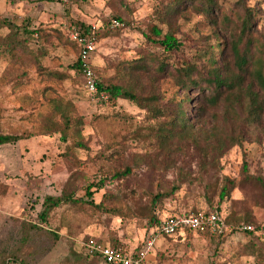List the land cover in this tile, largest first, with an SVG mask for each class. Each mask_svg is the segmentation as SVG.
Returning a JSON list of instances; mask_svg holds the SVG:
<instances>
[{
	"label": "rangeland",
	"instance_id": "obj_1",
	"mask_svg": "<svg viewBox=\"0 0 264 264\" xmlns=\"http://www.w3.org/2000/svg\"><path fill=\"white\" fill-rule=\"evenodd\" d=\"M221 2L243 13L239 0ZM159 4L160 0H0L1 18L42 29V40L33 39L31 46L46 49L43 65L66 75L59 80L31 68L28 77L12 78L5 72L8 59L0 55V132L22 136L15 143L0 146V261L16 257L20 262L11 264H107L86 257L83 242L92 237L106 245L140 249L152 237L155 243L148 253L150 264H264V242L244 232H228L222 237L198 233L165 237L149 225L150 215L145 210L151 195L180 184L174 195L157 206L159 217L219 207L225 216L232 217L230 225H264V191L241 181L245 162L251 175L264 177V137L260 142L247 139L226 148L220 159L215 154L206 158L192 144L184 145L175 151L172 166L156 147L126 138L146 124L144 110L125 99L112 103L100 94L92 95L84 74L71 68L82 47L80 52L67 40L81 22L100 27L96 49L86 59L98 80L117 79L122 62L144 54L164 57L162 48L145 36L156 23ZM117 16L122 25L113 28L110 23ZM179 23L182 47L165 58L173 65L197 62L206 45L215 43L214 39H201L210 31L209 25L195 13ZM256 29L264 34V17ZM0 32L6 34L8 29ZM158 90L164 102L182 96L171 77L161 79ZM52 99L72 102L73 117L82 118L83 125L69 130L66 141L58 133L44 134L40 117L52 111ZM79 142L85 148L76 146ZM138 154L146 158L136 166ZM127 163L135 166L133 173L122 180L112 178V173ZM105 177V186L100 190L93 186L94 196L88 197V186L101 183ZM225 177L236 179L238 186L220 202ZM70 178L75 197L96 204L104 201V208L120 207L121 212H108L90 202L63 204L46 222L41 221L45 197L61 195ZM109 189L119 192L123 200L106 201Z\"/></svg>",
	"mask_w": 264,
	"mask_h": 264
},
{
	"label": "trees",
	"instance_id": "obj_2",
	"mask_svg": "<svg viewBox=\"0 0 264 264\" xmlns=\"http://www.w3.org/2000/svg\"><path fill=\"white\" fill-rule=\"evenodd\" d=\"M237 4L241 6L243 13L225 7L221 0H160L155 13L156 23H153L150 32L145 33V36L150 43L162 48L164 57L150 52L131 61L122 62L117 70V79H96L98 94H105L112 103L119 99L128 100L146 112V124L137 127L126 138L145 141L156 147L164 152L172 166L176 161L175 151L184 145L192 144L197 153L206 158L215 154L220 159L226 148L242 144L247 139L260 142L264 137V34L256 29L257 22L264 17V0H239ZM193 13L207 21L210 28L207 34H202L201 39L207 42L214 39L215 43L206 45L207 48L197 62L170 64L165 56L180 51L182 47L181 38L178 36L181 34L179 20L188 19ZM115 19L122 20L118 16ZM78 24L77 29L81 36L95 34L98 41L100 27L93 31L91 25L83 22ZM1 28L8 29L6 34L0 32V55L9 61L5 71L8 76L24 79L29 75L28 70L35 68L44 77L59 80L65 78L64 73L50 70L43 65L42 58L47 55L46 49L39 47L38 50L31 46L33 39L42 40L43 34H39L41 28L32 29L29 25H20L10 18L0 17ZM56 32L61 36L60 30L56 29ZM67 42L78 47L81 52L82 45L79 41L70 37ZM85 63L80 55L71 68L84 74ZM164 77L173 79L178 91L182 93L181 97L174 96L166 102L162 101L158 82ZM16 85L19 86L20 83ZM51 102L52 111L40 117L44 134L58 133L61 134V139L66 141L69 130H79L83 125L82 118L73 117L75 106L72 102H64L61 99H52ZM124 118L128 120L127 116ZM210 120L212 125L209 124ZM20 139L21 135L0 132V146L15 143ZM76 146L85 148L82 142L76 143ZM145 158L146 156L138 154L136 166ZM134 167L127 163L123 168L114 171L112 178L125 179L133 173ZM243 174L241 181L252 183L264 191V177L251 175L246 162L243 164ZM107 180L105 177L101 183L89 185L86 195L92 198L94 191H91V188L95 186L100 190ZM71 186L70 178L61 195L45 197L43 209L39 214L41 221L46 222L52 211L63 204L90 202L91 205L99 209L102 207L108 212H121L120 207L104 208V201L96 204L93 200L75 197ZM237 186L236 179L225 177L220 189V202L230 197V193ZM180 187V184H174L163 192L151 195L150 203L145 208L150 215L149 225L165 237L178 234L187 237L194 234L190 229H186L174 236H167L159 229L162 218L156 214V208L165 198L174 195ZM104 197L106 201L123 200L122 195L112 189H109ZM209 210L222 213L219 207H213L199 211H183L174 215L198 214ZM231 218L225 216L228 224ZM250 224L253 225L251 222L231 225V232H244L259 241L255 232L243 228ZM255 226L258 229L264 227L262 224ZM200 235L215 237L208 233ZM98 241L104 244V241ZM85 256L102 260L97 255L85 253ZM12 261L20 262L16 257H7L2 259L0 264H11Z\"/></svg>",
	"mask_w": 264,
	"mask_h": 264
},
{
	"label": "built area",
	"instance_id": "obj_3",
	"mask_svg": "<svg viewBox=\"0 0 264 264\" xmlns=\"http://www.w3.org/2000/svg\"><path fill=\"white\" fill-rule=\"evenodd\" d=\"M111 27H120L121 21L113 19L110 23ZM93 31L97 30L95 25L92 26ZM71 38L77 40L82 45V59L86 62L89 55L96 49L97 40L95 34L88 37L81 36L77 28L72 29ZM84 76L86 79V87L92 95H98L97 81L95 73L88 63H85ZM103 98L108 99L105 94H101ZM245 230L253 231L259 239L264 242V227L258 229L255 225H246ZM160 232L167 236H174L182 233L186 229H190L193 233H208L211 236L221 237L231 232L233 227L229 225L225 216L217 210H209L199 212L198 214L181 213L178 215L164 217L160 221ZM155 239L149 238L146 246L139 251H133L123 245L111 246L100 243L95 238H89L83 242L86 253L97 255L103 261L109 264H150L147 256L151 248L154 246Z\"/></svg>",
	"mask_w": 264,
	"mask_h": 264
},
{
	"label": "crops",
	"instance_id": "obj_4",
	"mask_svg": "<svg viewBox=\"0 0 264 264\" xmlns=\"http://www.w3.org/2000/svg\"><path fill=\"white\" fill-rule=\"evenodd\" d=\"M152 238V237H151ZM149 238H147V240H148ZM155 239V238H154ZM259 241L260 242H262L260 239H259ZM123 246H125V247H127V248H129V249H131V250H133V251H139L140 249H142V248H140V249H137V248H131V247H129V246H126V245H123ZM144 248V247H143ZM147 259H148V256H147ZM148 261L150 262V259H148Z\"/></svg>",
	"mask_w": 264,
	"mask_h": 264
}]
</instances>
